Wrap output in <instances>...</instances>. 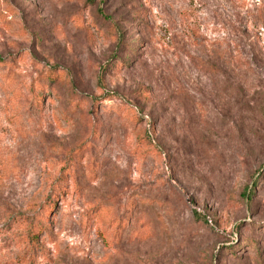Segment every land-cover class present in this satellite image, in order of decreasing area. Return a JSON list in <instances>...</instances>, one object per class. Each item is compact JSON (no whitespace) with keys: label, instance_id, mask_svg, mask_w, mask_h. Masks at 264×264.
<instances>
[{"label":"rangeland","instance_id":"374dc122","mask_svg":"<svg viewBox=\"0 0 264 264\" xmlns=\"http://www.w3.org/2000/svg\"><path fill=\"white\" fill-rule=\"evenodd\" d=\"M0 264H264V0H0Z\"/></svg>","mask_w":264,"mask_h":264},{"label":"trees","instance_id":"16d2710c","mask_svg":"<svg viewBox=\"0 0 264 264\" xmlns=\"http://www.w3.org/2000/svg\"><path fill=\"white\" fill-rule=\"evenodd\" d=\"M255 185H256V184H255ZM255 185H254V186H255ZM252 189H253V187H251L250 189H248V190L245 192L246 198H247L248 200H251V199H252V195H253ZM34 236H36V233L34 234Z\"/></svg>","mask_w":264,"mask_h":264}]
</instances>
